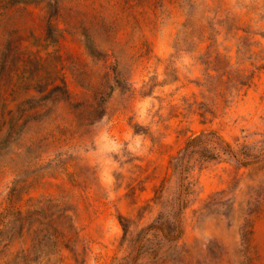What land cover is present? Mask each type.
I'll list each match as a JSON object with an SVG mask.
<instances>
[{
	"label": "rangeland",
	"instance_id": "1",
	"mask_svg": "<svg viewBox=\"0 0 264 264\" xmlns=\"http://www.w3.org/2000/svg\"><path fill=\"white\" fill-rule=\"evenodd\" d=\"M0 264H264V0H0Z\"/></svg>",
	"mask_w": 264,
	"mask_h": 264
}]
</instances>
